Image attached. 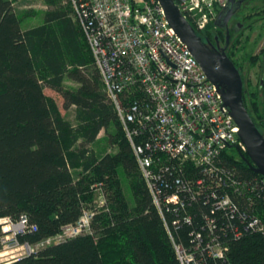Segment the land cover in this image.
I'll return each instance as SVG.
<instances>
[{
  "label": "trees",
  "instance_id": "16d2710c",
  "mask_svg": "<svg viewBox=\"0 0 264 264\" xmlns=\"http://www.w3.org/2000/svg\"><path fill=\"white\" fill-rule=\"evenodd\" d=\"M44 2L42 23L25 29L12 0H0V237L2 219L18 221L23 215L36 230L20 234L21 245L36 246L57 236L64 227L76 225L86 211L93 214L92 230L7 264H183L175 242L194 247L199 234L207 235L211 218L216 237L226 247V264H264V231H244V222L252 217L264 223V176L238 153H224L223 164L254 187L250 199L233 195L232 209L213 211L224 193L216 190L214 195L183 193V201L159 207L108 97L83 25L70 15L71 1ZM254 10L247 18L260 14ZM214 26L215 19L197 32L204 39L212 36ZM263 51L249 57L262 58V73ZM242 77L245 105L264 134V74L258 89ZM67 81L75 86H67ZM48 89L62 97L64 109L76 107V125L65 118ZM121 98L125 107L136 99L129 93ZM102 131L113 151L100 153L91 147ZM146 139L138 136L136 141L144 145ZM158 157L161 164L169 163L165 154ZM200 176L190 163L181 170L189 186ZM176 180L164 174L156 182L160 194L174 191ZM97 190L104 197L101 205L95 203Z\"/></svg>",
  "mask_w": 264,
  "mask_h": 264
},
{
  "label": "built area",
  "instance_id": "2783aa9c",
  "mask_svg": "<svg viewBox=\"0 0 264 264\" xmlns=\"http://www.w3.org/2000/svg\"><path fill=\"white\" fill-rule=\"evenodd\" d=\"M70 1L155 203L161 207L163 202L183 201V193L214 195L216 190H222L224 193L215 201L213 211L227 212L234 207L233 195L250 199L248 195L254 187L247 179H237L233 169L222 162L224 153L247 155V147L239 136L240 128L217 85L170 25L161 2ZM175 3L197 30H205L228 0H175ZM124 93L136 97L127 107L121 98ZM138 136L147 137L144 145L136 141ZM159 153L165 154L169 163L161 164ZM188 163L198 168L201 175L191 186L181 178V170ZM164 174L177 176V180L176 189L162 196L156 182L162 181ZM92 220L93 214L86 211L76 225L64 227L62 233L40 245L91 232ZM1 224V244L10 241L21 245L18 236L36 230L26 215L18 221L4 218ZM214 225L215 220L209 219L207 235L199 234V241L192 248L175 242L183 264H203V258L213 259V264H226V247L216 237ZM244 225L245 232L264 231V223L257 216Z\"/></svg>",
  "mask_w": 264,
  "mask_h": 264
},
{
  "label": "water",
  "instance_id": "95a60500",
  "mask_svg": "<svg viewBox=\"0 0 264 264\" xmlns=\"http://www.w3.org/2000/svg\"><path fill=\"white\" fill-rule=\"evenodd\" d=\"M164 7L167 19L176 33L187 44L207 77L217 85L224 104L230 108L231 115L238 124L239 136L247 147L244 161L257 174L264 176V134L255 124L244 102V80L238 67L225 50L215 49L198 34L194 25L183 15L175 0H159ZM237 0H228L221 10L228 20L235 11ZM228 4H230L228 6ZM230 35L227 36V43Z\"/></svg>",
  "mask_w": 264,
  "mask_h": 264
},
{
  "label": "rangeland",
  "instance_id": "374dc122",
  "mask_svg": "<svg viewBox=\"0 0 264 264\" xmlns=\"http://www.w3.org/2000/svg\"><path fill=\"white\" fill-rule=\"evenodd\" d=\"M13 7L16 11L23 15V28H30L37 26L42 23L44 12L47 10V6L44 0H12ZM255 8L260 10V14L254 15L252 19H249L251 15L254 14ZM73 19L75 15L70 14ZM247 16H249L247 18ZM237 18L243 19L246 26L242 33V37L238 42V61L243 65L242 75L249 78V81L254 85V88L258 89L260 78L262 75L261 59L257 61H252L249 57L257 56L264 50V0H250L237 15ZM264 52V51H263ZM67 86H75V83L71 81L66 82ZM47 93L55 97L58 102L65 118L76 125V107H71L70 109H64L62 105V97L48 89ZM113 127H111L112 130ZM106 132L102 131L91 147L96 149L97 152H104L106 150L113 151V148L107 147ZM124 189L127 197L131 200V194L129 191L128 184L126 180L123 183ZM104 201L103 194L100 190L96 191L95 203L101 205ZM4 225V224H3ZM6 238V237H5ZM40 247V246H39ZM38 246H32L36 251L39 249ZM33 253L31 249L25 245H16L14 242H4L1 244L0 249V264H7L14 260H17L27 254Z\"/></svg>",
  "mask_w": 264,
  "mask_h": 264
},
{
  "label": "flooded vegetation",
  "instance_id": "af4514ba",
  "mask_svg": "<svg viewBox=\"0 0 264 264\" xmlns=\"http://www.w3.org/2000/svg\"><path fill=\"white\" fill-rule=\"evenodd\" d=\"M249 1L250 0H237L235 4V11L228 20H225L226 13L221 15V11H219L215 18V26L212 31V36L210 35L204 37V40L209 44V46L215 49L225 50L235 65L237 64L239 67H243V65L240 64L237 58V55L239 54L237 46L239 40L242 37L241 35L245 29L246 23L243 21V19L237 18V15L240 14L242 8ZM229 5L230 4H228V6ZM228 35H230L229 43H227ZM263 74L264 73H262V75Z\"/></svg>",
  "mask_w": 264,
  "mask_h": 264
},
{
  "label": "bare ground",
  "instance_id": "6f19581e",
  "mask_svg": "<svg viewBox=\"0 0 264 264\" xmlns=\"http://www.w3.org/2000/svg\"><path fill=\"white\" fill-rule=\"evenodd\" d=\"M27 245V244H26ZM31 246V245H30ZM36 246H40V247H42V245H40V243L38 244V245H36ZM32 247V246H31ZM35 250L33 249V250H31V252H34Z\"/></svg>",
  "mask_w": 264,
  "mask_h": 264
}]
</instances>
